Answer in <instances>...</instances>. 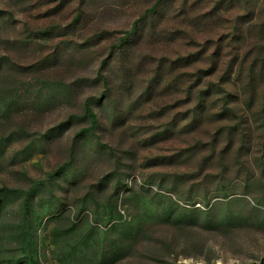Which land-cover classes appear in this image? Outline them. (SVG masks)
Segmentation results:
<instances>
[{"label": "rangeland", "instance_id": "1", "mask_svg": "<svg viewBox=\"0 0 264 264\" xmlns=\"http://www.w3.org/2000/svg\"><path fill=\"white\" fill-rule=\"evenodd\" d=\"M0 264H264V0H0Z\"/></svg>", "mask_w": 264, "mask_h": 264}, {"label": "trees", "instance_id": "2", "mask_svg": "<svg viewBox=\"0 0 264 264\" xmlns=\"http://www.w3.org/2000/svg\"><path fill=\"white\" fill-rule=\"evenodd\" d=\"M147 17H148V12L143 15V18H147ZM104 83H105V85L107 87L109 86L108 80H107L106 77H104ZM87 111H88V113H89V115H90V117H91V119L93 121L92 126L89 127L88 130H94L96 128L97 115L95 114L93 108L90 105H88ZM72 158H73V156L71 157V160L70 161H72ZM35 188H36V184L33 185L30 189H28V190H20V192H22L23 194H25L26 199H28L29 196L34 192Z\"/></svg>", "mask_w": 264, "mask_h": 264}]
</instances>
